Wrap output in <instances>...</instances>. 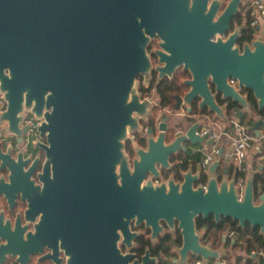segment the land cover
I'll return each mask as SVG.
<instances>
[{
	"label": "water",
	"instance_id": "1",
	"mask_svg": "<svg viewBox=\"0 0 264 264\" xmlns=\"http://www.w3.org/2000/svg\"><path fill=\"white\" fill-rule=\"evenodd\" d=\"M245 1L0 0V98L6 104L0 124L7 123L8 131L20 136V115L31 113L40 121L38 146L46 157L36 185L33 167L23 170L31 156L25 159L20 152L15 158L10 148L5 153L0 148V173L8 172L6 179L0 176V197L8 210L18 196L27 202L23 221L40 216L41 235L47 213L57 219L60 197L65 210L74 204L87 222L106 221L109 246L103 251L88 243L72 264H130L134 255H122L117 241L120 232L121 244L132 249L137 235L130 231L133 221L150 229L153 239L163 233L161 223L172 230L176 223L182 244L173 264H188V256L201 264H221L227 254L200 243L198 218L211 216L216 224L229 218L239 228L249 224L264 235V190L255 187L264 161L257 172L246 171L242 186L236 178L218 183L211 176L204 189L193 188L197 176L191 171L182 184L146 180L159 177L156 166L168 169L170 157L185 151V144L204 150L215 146L218 141L209 132L200 135L207 128L203 123L175 125L173 138L166 140L169 118L163 114L157 127L148 130L157 132V139L149 138L146 150L137 148L131 164L124 153L128 135L152 116V102L139 94L137 78H150L147 49L156 38L161 47L157 81L172 78L178 69L189 74L183 82L188 90L176 96L175 110L197 102L200 117L212 114L215 121H226L218 101H230L239 108L235 116H247L253 123L250 131L260 136L264 29L255 27L261 38L243 46L238 44L242 27L228 34ZM223 155L221 147L208 172H216ZM3 217L1 211L0 228ZM155 261L146 251L141 262L132 264Z\"/></svg>",
	"mask_w": 264,
	"mask_h": 264
},
{
	"label": "flooded vegetation",
	"instance_id": "2",
	"mask_svg": "<svg viewBox=\"0 0 264 264\" xmlns=\"http://www.w3.org/2000/svg\"><path fill=\"white\" fill-rule=\"evenodd\" d=\"M222 1L225 3L228 0ZM237 28L239 27H233L228 34L233 33ZM257 33L259 34L255 39L261 38L260 32ZM225 38L226 37H223V39ZM245 44H251V42ZM160 50L161 47L159 46V40L157 38L149 42L147 54L152 64V72L149 80L146 82L141 77L137 78V82L139 84V94L143 97V99L148 98L152 102L153 110L157 108L159 112L156 122L152 116L148 117V119H143L140 122L141 129L135 133H131V135H128L124 153L127 155L130 164L135 158H137V155L135 154V150L137 148L146 150L149 138L152 137L155 140L157 139V132L148 134L149 128L157 127L161 121V115H167L165 113V109L161 108V100H159L157 96L158 84L164 82L165 80L173 82L174 78L179 74L184 73L189 76L187 72L182 71V69H178L172 75V78L168 79L165 77L164 80L158 82L156 79L157 73L155 72V68L159 65L156 52ZM186 79L187 77H184L181 80L182 84ZM186 92L187 91H185L184 94ZM244 93L246 92L244 91L243 94ZM184 94L182 96L176 94L174 97H183ZM218 103L219 105L224 106L225 116L230 110L232 116L231 118L226 116V121L221 119L215 121L214 115L212 114L205 116L202 115L200 117L198 115V104L195 102L192 103L190 107L184 105L180 110H175L176 112L182 111L183 113L181 118L177 117L178 119L175 125L183 126L185 128L188 124L203 123L206 125L207 128L205 129H207L209 134H216V136H220V139L226 133L233 135L234 129L232 125L235 121L241 122L245 125L248 132L250 131L253 123L248 119V117L237 118V116H235V114L238 113L239 108L237 109V107H235L233 111L231 108L234 104L230 101L222 102L219 100ZM175 104H177V99ZM5 109L6 104L1 97L0 114H2ZM20 117L22 121L19 123L20 136L10 133L7 129V123L0 124V148L4 153L10 148L12 150L11 156L15 158L20 152L24 154L23 157L25 159L28 156H31L30 162L23 165V170H28L31 166L33 167L35 172L32 173V178L35 180V184L37 185L39 182L36 178V174L42 171V166L46 159L42 147L40 148L38 146V141H40V139L38 138L37 128L40 125V121L27 111H23ZM260 118L263 119L262 114ZM250 122L252 123L251 125ZM220 125L226 128V133L223 132V130L220 131V128L216 131V127ZM169 128L171 129L172 127L169 126ZM28 134L29 136L27 137ZM166 136V140H171L173 138H170L168 133ZM41 142L46 143V140L42 139ZM165 143L167 144L168 142L166 141ZM185 145H187L185 151L180 150L177 155L170 157L169 164L171 166L168 169H161L159 166H156V169L160 174L157 179L152 176H147L146 180L152 179L154 185L168 183L170 179H172L175 183L182 184L183 176L186 175L188 171H191L192 176H197L193 182V188L200 187L204 189L211 176H214L218 183H220L223 178H227L228 180L235 178V169L238 166L234 162L231 155L229 157L227 156L229 155V148L227 149V152L223 151L224 155L220 158L216 172L212 174L207 170L212 163L219 159V156H214L212 162L206 167L203 165V160L204 157L210 153L207 152L208 149L204 150L200 147H190L188 144ZM225 170L227 173H225ZM241 170L244 173L248 171L245 168H241ZM7 175L8 172L6 170H3L0 173V176L5 179ZM63 207L64 203L62 201V197H60V205L58 207L60 211L57 212V219H50L51 212L49 211L46 215V217H48L42 232L43 234L41 235L40 230L38 229L40 216L32 214L31 216H33V218L23 221V216L26 212L25 210L27 209V202H22L21 198L18 196L15 199L14 206L9 211L6 201L0 197V213L1 211L4 213L2 227L0 228V235L4 237L3 240L0 239V264H22L24 261V264H72L71 259L73 257H77V255L82 252L83 247H87L85 245L88 243L92 247H99L98 250L105 251L106 246H109V227L105 224L106 221L103 222L102 219H97L96 221L87 222L84 218L80 217V212L73 209L74 204L67 205L66 210ZM18 216L20 219L16 222ZM208 218L212 217L210 216ZM199 219L201 222H205L207 219L203 220L202 218H198L195 220L197 233L201 235L200 243L204 246L208 245L212 250H215L213 249L212 244L204 243L203 235L205 229L200 230L198 228L197 221ZM160 225L163 226V233H159L153 239L151 237L150 229H147L142 224L135 226L133 221L129 226L130 231L131 233H136L137 235L131 239L132 249H128L126 245L121 244L123 237L119 232L120 237L117 241V245L120 252L124 256L128 254L134 255V258L129 262L130 264H132L135 259L141 262V258L145 255L146 251H149L150 258H154L156 260L152 264H173L172 260H174L175 256L164 257V253L170 254V252H173L175 254V251L181 246L180 231L178 230L176 223L174 224L175 227L173 230L162 223ZM220 249L222 248L216 250ZM223 259L224 258L221 259V262ZM192 260L193 257L188 256V264H192ZM199 261L201 260L199 259ZM208 263L212 264L211 261H208Z\"/></svg>",
	"mask_w": 264,
	"mask_h": 264
},
{
	"label": "trees",
	"instance_id": "3",
	"mask_svg": "<svg viewBox=\"0 0 264 264\" xmlns=\"http://www.w3.org/2000/svg\"><path fill=\"white\" fill-rule=\"evenodd\" d=\"M253 0H246L241 5V10L239 14L236 16V18L233 20L231 26L233 27H242L243 31L241 33V38L238 44L240 46H243L245 43L252 42L257 36L258 33L255 31V28L250 26L251 22V11L252 8H250V5L252 4ZM184 77H187V74H179L177 75L173 82H169L168 80H165L164 82L158 84L157 88V96L159 100H161V108L169 109L171 111H175V95H183L185 91H187V87L182 84V79ZM250 96V105L251 107L256 110V101L254 98H252L251 94ZM233 107L231 109L237 107V105H232ZM238 109V107H237ZM158 109H154L152 111V118L156 122V118L158 116ZM226 116H229L231 118V112L230 110L227 112ZM262 117L264 119V114H262ZM154 122V123H155ZM252 123L250 122V125ZM175 132L174 128L169 129L168 136L170 138L173 137V133ZM261 153H259L257 156L261 157L262 162L264 161V147L261 148ZM241 168L244 167V163L237 167L235 170V178L238 183L244 182L246 178V173H244ZM255 187L256 190H264V170L255 177ZM198 228L200 230L205 229L204 235H203V241L207 244H212L213 249H219L224 248L229 245V242H222V236L226 231L234 232L236 235L235 243L231 246L233 250L239 251L240 253H244L245 260L243 264H257L256 260L251 257V252L260 253L264 251V235L260 234L259 229H252L250 225L248 224L245 229L239 228L238 224L234 221H232L229 218H223L218 224H215V222L212 220V218H208L205 222H201L199 219L197 221ZM181 244V243H180ZM175 256L173 252L164 253V257H170ZM227 258V261L229 260V257ZM242 259H237L236 264H242ZM260 261H262L260 259ZM194 262V259L192 260Z\"/></svg>",
	"mask_w": 264,
	"mask_h": 264
},
{
	"label": "built area",
	"instance_id": "4",
	"mask_svg": "<svg viewBox=\"0 0 264 264\" xmlns=\"http://www.w3.org/2000/svg\"><path fill=\"white\" fill-rule=\"evenodd\" d=\"M250 8H252L250 26H252L253 28L260 27L261 29H264V0H253L252 4L250 5ZM230 84L235 85V82L230 81ZM232 126L234 129V133L233 135L227 136L229 138V149L232 152L231 156L234 162L237 164L238 167H240L244 163L248 154L250 153L254 138L251 134H249L245 125L241 122L235 121L233 122ZM205 132H207V129H203V131L201 130L200 135H203ZM210 135L215 140L220 139V136H216V134L212 133ZM28 136L29 134L27 135V137ZM216 155H218L217 149L213 148L210 153L204 157L203 165L207 167ZM238 184L242 186L243 182H240ZM228 237L232 240L233 243H235L236 235L234 232H229ZM251 255L259 259L257 264H264V251L260 253H256L253 251L251 252ZM260 259L262 261H260ZM192 264H201V261L194 260ZM221 264H229V262L224 259Z\"/></svg>",
	"mask_w": 264,
	"mask_h": 264
},
{
	"label": "crops",
	"instance_id": "5",
	"mask_svg": "<svg viewBox=\"0 0 264 264\" xmlns=\"http://www.w3.org/2000/svg\"><path fill=\"white\" fill-rule=\"evenodd\" d=\"M165 113L168 116L170 115L171 118H172V120H171V118L169 117L170 118L169 126H171V127H174L177 119L181 118L182 115H183L182 111L176 112V111H171L169 109H166ZM251 126H253V124ZM219 128H220V131L223 130V132H225V130H226V128H224L222 125H220V126L216 127V131ZM203 129H205V126L201 130L203 131ZM259 131H260V136H256L254 134V131H249V134H251L253 136V138H254V142L252 144V148L250 150V153L248 154L247 158L244 161V167H245L246 170H248V172H250V171L257 172L259 170L258 168L263 164V162L261 160V157H258L257 155L259 153H261V149L260 148L262 146L264 147V128H260ZM228 135H230V134L226 133L225 135H223V137L221 139L217 140L218 142H216L215 146H211V147L208 148L207 152H210L213 148H216L218 150L221 147L223 148V151L227 152L228 151L227 149L229 148V138L227 137ZM228 233H229V231H226L223 234L224 238H222V239H224V240H222V242H226V243L229 242V245L227 247H224V248L220 249V250L223 251V252L225 251L227 253L225 255V257L226 256L229 257V260H228L229 264H236L238 262L237 261L238 257H239V259L243 260V259H245V255H244L243 252L240 253L239 251L233 250L231 248V246L234 243L228 237ZM251 257L256 260V263L259 261V259L257 257H253L252 255H251ZM225 260H227V258ZM244 261L245 260L242 261V264L244 263Z\"/></svg>",
	"mask_w": 264,
	"mask_h": 264
},
{
	"label": "rangeland",
	"instance_id": "6",
	"mask_svg": "<svg viewBox=\"0 0 264 264\" xmlns=\"http://www.w3.org/2000/svg\"><path fill=\"white\" fill-rule=\"evenodd\" d=\"M169 117L171 118V116L169 115ZM171 120H172V118H171ZM168 124H169V122H168Z\"/></svg>",
	"mask_w": 264,
	"mask_h": 264
}]
</instances>
